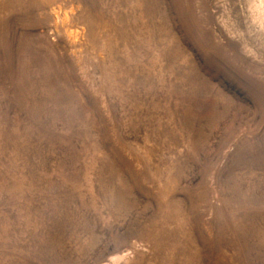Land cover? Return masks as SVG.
Wrapping results in <instances>:
<instances>
[{
  "label": "rangeland",
  "instance_id": "obj_1",
  "mask_svg": "<svg viewBox=\"0 0 264 264\" xmlns=\"http://www.w3.org/2000/svg\"><path fill=\"white\" fill-rule=\"evenodd\" d=\"M0 264H264V0H0Z\"/></svg>",
  "mask_w": 264,
  "mask_h": 264
}]
</instances>
